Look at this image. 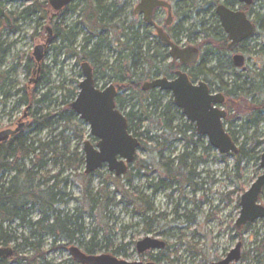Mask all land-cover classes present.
<instances>
[{"label":"trees","instance_id":"trees-1","mask_svg":"<svg viewBox=\"0 0 264 264\" xmlns=\"http://www.w3.org/2000/svg\"><path fill=\"white\" fill-rule=\"evenodd\" d=\"M76 1L74 0V5L70 9L75 14L78 12L81 24H85L91 33L84 39L79 52L74 51L73 57L81 63H90L97 72L102 71L100 80L107 78L106 87L109 84L115 85L121 93H127L131 101H137V104H133L124 116L128 121L129 133L139 140L141 149L156 154V160L165 173L156 190L170 188L175 183L180 185L189 183L192 172H186L187 163L190 159L195 163L198 160L186 151L178 155L175 160L164 158V154L172 137L186 138L188 144L186 148H188L192 144V139L187 137V133L195 129L190 125H183L184 117L181 111L177 110L172 99L163 104L168 93L155 90L146 92L142 89L144 83L154 79L174 78L177 71L182 69L181 65L177 62L167 64L170 61L168 49L156 37L154 40L150 39L153 30L142 20L132 17L131 13L130 18L126 15L128 0H80L79 4H75ZM167 1L176 3V6L192 2L190 14L193 13L192 10L198 8L200 2L199 0ZM30 2L31 6L16 21L18 22L20 17L23 20H30L37 16L40 20L49 22L48 3L40 0H30ZM179 17H187V15L184 13ZM205 28L206 25L200 23L196 25V30L203 34L199 44L195 33L181 26L171 30L172 40L178 41L182 33H187L189 45H197L204 52H212L218 56L217 65L211 71L205 69L203 63L205 57L199 65L188 68L189 79L196 83L202 78L210 90L225 96L224 109L229 114L226 120L227 131L239 147V152L233 155L236 166L252 163L259 165L264 145V140L258 138L259 126L264 123V102L260 101V96L264 93V68L256 73L254 84L241 82L240 74L236 71L233 82L230 85L225 84L223 78L227 73L223 69L224 63L221 59L228 55V38L219 30L220 27L216 31ZM18 30L16 25L13 31ZM77 36L76 34L74 41H71L74 45ZM109 49L116 50L118 57L105 69L102 51ZM17 66L7 72H0V94L4 98L2 104L13 96L18 97V105L25 108L22 117L28 121V128L0 145V248H9L13 242H16L18 238L12 236V233L9 234L7 228L18 221L20 224H25L30 233L22 239L21 245L12 248L17 254L18 248L24 246L34 251L37 259L44 257L41 249L45 238L51 239L52 245H55L57 240L80 243L77 239L82 235L79 226L82 218L78 214L79 210L75 211L77 215L70 216L58 209L59 206L66 204L64 200L67 195L64 190L69 186V178H62L65 173H69V177H82L85 180L83 196L91 216L108 208V205L105 206L109 201L105 187L109 183L119 186L121 179L109 175L96 192L91 190V179L99 172L94 175L80 174L85 166L84 155L78 147L74 150L70 149L71 143L66 136L67 133H80L79 126L74 123L78 117L68 107L71 96H65L62 108L54 98L55 88L51 87L49 78L43 80L41 87H35L32 91L26 88L17 90L15 95H12L11 90L7 91V88L15 87L10 74L17 71ZM32 66L31 60L28 59L24 66L28 67L25 69L28 76L31 75ZM40 88L42 91L39 90ZM77 95L78 91H74L73 98L75 99ZM126 103L127 98L120 97L116 101L117 108L122 113ZM234 110L244 113L246 118L241 128L245 131L242 141L232 129L236 116L230 114ZM179 122L182 124L175 126ZM249 125L255 128L251 135L247 133ZM44 132L49 133L46 139L42 138ZM148 143L153 144L154 147L148 148ZM149 167L148 162L137 159L134 169L137 172H148ZM131 169L127 173L129 184L134 178L131 172L134 169ZM49 170L57 173L50 176ZM167 182L169 184H166ZM33 207L40 209L41 217L37 221L30 219ZM251 228L252 224H248L239 231L243 234L249 232ZM82 249L88 255H96L97 245L93 240ZM117 252L119 253V248L113 254L117 255ZM252 252L256 254L255 264H264V236L255 234ZM243 258H248V254L243 255Z\"/></svg>","mask_w":264,"mask_h":264},{"label":"rangeland","instance_id":"rangeland-1","mask_svg":"<svg viewBox=\"0 0 264 264\" xmlns=\"http://www.w3.org/2000/svg\"><path fill=\"white\" fill-rule=\"evenodd\" d=\"M45 1L48 2V0H40V2ZM79 3L80 0L75 2V4ZM173 5L175 10L171 28L175 29L181 26L185 30H190V32L195 33L197 44H199L203 39V34L196 30V25L203 19L201 15H198L200 10L194 9L192 10L193 13L190 14L189 9L192 8V2L181 6H176V3ZM30 6L31 2L28 1L7 3L4 8L17 19ZM132 11L133 9L128 7L126 15L129 17ZM184 13L187 17H179ZM78 15L77 12V14H70L66 18L69 27L79 25L80 34L75 40L74 47L77 52H79L84 39L91 33L86 25L81 24V18L79 19ZM157 15L162 23L167 19V14L160 12ZM258 15L264 17V7L258 6L256 8L255 17L258 18ZM38 21L37 16L32 17L30 20L19 18L15 25L20 30L15 33L9 32L8 28L4 27L2 41L5 45V53L3 62L0 64V72H7L18 65L17 71L10 74L15 87L13 89L7 88V91L11 90L12 95H15L14 93L17 90L27 89L32 78L27 76L24 69L25 62L31 59L35 63L33 59L34 50L39 44L43 43L41 40L47 38L48 33L45 31L47 21H40L41 28H37ZM209 26L206 25L205 29ZM36 30L39 31L41 37L35 36ZM181 35L178 39V45L181 47L196 46L189 45L187 33ZM109 39H111V36ZM150 39L154 40L153 37H150ZM239 53L244 55L246 59V64L242 69L233 67L234 53L231 52L222 57L223 69L227 73L224 75L223 81L225 84L230 85L233 79L236 78V71L240 74L241 82L247 81L254 84L256 73L259 69L264 68V28H258L255 36L247 41L245 46L239 50ZM55 54V51H50L46 61L49 68L51 87L53 88L59 87L61 83V69H59L61 65L54 64ZM102 55V62L106 65L105 69H107L117 59L118 52L109 49L102 51ZM202 55L205 57L203 59L205 69L211 71L217 65L218 56H215L212 52L206 53L204 51ZM59 61L66 62L67 59L65 60L61 56ZM170 62L171 60L167 64ZM66 65L68 69H63L64 77H68L70 86L72 85L74 91L79 92V85L84 79L81 69L82 63L73 58L68 61V64L66 62ZM199 81H204V79L201 78ZM106 82L107 78L97 81V87L99 89L105 88ZM39 90L42 91L41 88ZM252 90L254 92L253 88ZM43 91L46 92L47 90ZM122 98H127V103L122 109L123 114L128 113L132 105L137 104V101H131L129 95L124 92ZM171 99V95H166L163 104L168 103ZM3 100L4 98L0 94V132L14 131L20 124L27 125L28 121L22 117L25 108L18 105V97L13 96V98L2 104ZM260 101L264 102V93L260 96ZM230 115L236 116L232 129L238 134V139L242 141L245 131L241 128L246 121L245 115L235 110ZM21 118V122H18ZM18 123L20 124L17 125ZM74 123L79 126L80 133L66 134L71 143L70 149L74 150L78 147L80 152L83 153L84 143L87 141L96 146L97 141L91 137L89 125L80 118H77ZM180 124L182 123H176L175 126ZM183 125H191L185 117ZM254 130V126L249 125L248 135H251ZM48 135V132H44L42 138L46 139ZM187 137L192 139V144L188 148H186L188 145L186 138L172 137L164 158L175 160L184 151L192 154L198 161L195 163L190 159L187 163L186 172H193L189 177V183L184 185L175 183L170 188L157 191L156 186L164 179L165 173L156 160V154L140 148L137 159L148 162L150 171L137 172L134 169L136 164H134L131 167L134 169L131 171L134 176L131 184L128 183L127 177L129 174L120 178L119 186L109 183L105 187L109 198L108 204H105V206L108 205V208L91 216L89 206L83 196L85 180L82 177H69V173H65L62 178H69V186L64 190L67 195L64 200L66 204L59 206L58 209L70 216L77 215L75 211L76 209L79 210L78 214L82 218L79 222L82 235L78 236L77 239L80 243L57 240V243L52 245V240L45 238L41 249V253L44 255L43 258L35 259L34 251L21 246L18 248L16 256L1 261L0 264H76L69 253L70 246L79 247L84 251L82 248L94 240L97 245L96 255H111L121 245L130 246L129 251L132 253L135 245L147 237L165 241L170 246V251L167 253L169 260L167 258L159 264H212L218 259H223L239 243L242 244V255L247 253L248 258H243L238 264H255L256 254L252 252L254 237L255 234L264 236V221L252 223L250 231L243 234L236 229L235 224L240 216L241 197L262 173L259 170V165L252 163L250 165L241 164L237 167L233 156L220 155L218 151L210 146L206 137L198 136L196 131H189ZM258 138L264 140V123L259 126ZM147 147L153 148L154 145L148 143ZM49 171L50 176L57 173V171ZM84 172L85 166L80 174L83 175ZM98 172L99 174H95L91 179L90 188L94 192L98 190L102 183L106 182L109 175H113L109 172L107 166ZM166 184H169V182ZM143 200L145 202H142ZM260 203L264 206V191ZM40 217L39 207H33L30 219L37 221ZM7 229L9 234L12 233V236L18 238L16 242L12 243L11 247L21 245L22 239L30 233L26 225L20 224L18 221L8 226ZM132 261L148 263L151 260L149 257H144V255L135 254ZM171 261H174V263Z\"/></svg>","mask_w":264,"mask_h":264},{"label":"water","instance_id":"water-1","mask_svg":"<svg viewBox=\"0 0 264 264\" xmlns=\"http://www.w3.org/2000/svg\"><path fill=\"white\" fill-rule=\"evenodd\" d=\"M26 2L27 0H0ZM241 4L251 5L253 0H235ZM72 0H49V5L54 12H61L70 5ZM158 8L169 11L167 25L172 22L171 5L160 0H140L134 11L137 16H142L143 21L155 26L152 21L153 13ZM221 26L230 37V51L236 50L240 44L255 34V27L242 12H231L224 6L218 7ZM0 20H5L10 27V19L6 12L0 9ZM158 39L170 48L169 57L172 61L183 66H192L197 63L199 50L195 47L180 49L173 44L163 31L158 30ZM48 40L45 45L37 46L33 53L36 64L44 59ZM1 48V33H0ZM234 66L242 69L245 58L237 55L233 58ZM83 81L79 85V94L70 106L76 116L90 127L91 137L97 140L96 146L90 141L84 143L83 154L85 159V175H94L107 166L110 173L116 178H123L129 171V167L136 160L140 142L129 133L126 117L116 109L117 91L114 85L104 90L96 88L94 72L88 62L81 65ZM143 91L159 90L170 92L175 106L182 112L186 120L195 126L197 135L206 137L210 146L220 155L230 156L239 152V147L225 128V121L229 117L227 111L221 107L226 103L223 94L213 95L207 83L200 81L194 84L190 81L187 73L178 71L173 80L158 78L144 83ZM26 124H20L14 131L0 132V145L26 129ZM261 175L252 184L251 188L244 193L240 200V216L235 224L237 230L257 221H264V206L260 203V197L264 191V147L260 159ZM165 243L150 237L139 241L136 245L139 255L149 251L162 250ZM242 244L239 243L228 254L226 259L214 264H232L240 262L242 258ZM69 253L76 264H154L134 262L128 263L119 260L110 254L88 255L79 247L71 246ZM14 254L12 248H0V260H7Z\"/></svg>","mask_w":264,"mask_h":264},{"label":"flooded vegetation","instance_id":"flooded-vegetation-1","mask_svg":"<svg viewBox=\"0 0 264 264\" xmlns=\"http://www.w3.org/2000/svg\"><path fill=\"white\" fill-rule=\"evenodd\" d=\"M28 1H30V0H27L26 2H28ZM160 1L167 2L168 4L171 5V7H172V9H171L172 22H171L170 25H167L168 15H169V11L167 9H164V8H158V9H156L154 11L153 17H152V21L154 22L155 26H150V25L147 24L153 30V34H152L151 37H153V38L156 37L157 40L164 47H166L168 49V55H169V52H170V48L168 46L164 45L158 39V30L163 31L164 34H166L168 36L169 40L173 44H175L176 46H178L180 49H185V48H189V47H195V48H197L199 50L200 54H199V58H198V61H197L196 64H194L192 66H183V65H181L179 63L181 65V67H182V69L179 70V71H183V72L187 73V75H188V68L193 67V66H197V65H199L201 63V61L203 59V55H202L203 50L199 46H197V45L196 46L181 47L180 45H178L179 42L177 40H172L171 30H173V29L171 28V26L173 25V14H174V10H175V6L173 5L174 2H170V1H167V0L166 1L165 0H160ZM199 1L200 2H199V6H197L198 7L197 10H200V12L198 13V15H201V17H203V19H201V21H200V24H202V25H208V26L210 25L209 28L210 29L212 28V30H214V31H216L217 28L220 27L219 30H221L222 33H223V35L228 38L227 50H228V53H231V52L234 53L233 58L235 56H237V55H241L239 53V50L241 48H243V46H245V44L247 43V41L251 40L255 36L258 28H260V29H263L264 28V25H263L264 17H261L260 15H258V18L255 17V10H256V8L258 6L264 7V0H253L252 4L249 5V6L248 5H245V4H241V3H239V2H237L235 0H199ZM73 2H74V0H72V2L70 3V5L67 6L66 8H64L61 12H54V11H52V9H51V7L49 5V0H48L47 3H48V6L50 8L49 9V16H48L49 22H47L46 27H45V31L48 33V35H47V38L46 39L41 40L43 43L39 44L38 46L45 45L48 40L50 41V43H49V45L45 49L44 59H43V61L40 64H36V61L35 60H34L35 63H33V61H31V63L33 64V66H32L31 69H33V70L31 72L30 78H32V79L30 80L29 85L27 87L28 91H32V89L35 88V87H41L43 80H45L46 78H49V71H48L49 68L46 65V61L48 59L49 52L52 51V50L55 51L56 54H55L54 64L55 65H58V64L61 65V66H59V69H61L60 70L61 83H60L59 87H56L55 88L54 98H56V100L58 101V103H60L61 107H64V105L62 104V102L64 101L65 96L70 95L71 98L69 99L68 107H69V109L72 112H73V110L71 109L70 106L76 100L77 97L75 99L73 98L74 89H73L72 85L70 86V80L68 79V77H64V70L63 69H68V66L67 65L65 66L66 62L68 64V61L74 58L73 57V53L75 51L74 50L75 45L71 41H74V38H75L74 36L76 34L77 35L80 34V31L78 30L79 26H77V27L76 26L69 27V25L66 23L67 16L70 15V14H73V11H71V9H70V7L72 5H74ZM7 3H11V2H8V1H0V9H3L6 12L8 18L10 19V27H8L6 25L5 20H0V33H1L0 64L3 62L4 53H5V45H4V42L2 41L4 27L6 26L8 28V31L9 32L11 31L12 33L18 32L20 30L19 29L18 31H15V32L13 31V29H15V26H16L15 23L17 21L14 18V15L12 13H9L4 8L5 7V4H7ZM15 3H21V2H15ZM128 3H129V6L128 7H131L133 9V11L131 12L132 17H134L136 19H140V20L143 21V17L142 16H137V15L134 14L135 9L137 8V6L140 3V0H128ZM220 6H224L225 8H227L228 10H230L231 12H242V13H244L247 16L248 20L255 27V34L253 36H251L248 40H246L245 42H243L242 44H240L238 46V48L236 50H233V51H230L228 49V46L231 43L230 42L229 35L226 34L225 31H224V29L222 28V26H220L221 25V21H220L219 15H218V8H216V7H220ZM160 12L163 13V14H167V19L165 20L164 23H162L158 19V15L157 14H159ZM40 21H42V19L41 20L39 19V21L37 22V28H41L40 27ZM74 27H76V28L73 31V28ZM35 36L38 37V38L41 37V34L39 33V31L38 32H37V30L35 31ZM64 36H66V37H64ZM61 56L64 57L65 60L67 59V61L66 62H64V61H61L60 62L59 61V58ZM241 56H243L245 58L244 55H241ZM171 62H175V61H172L171 60ZM232 62H233V59H232ZM245 64H246V59H245ZM233 66H234V63H233ZM91 67H92L93 72H94V79H95L96 88L99 89L97 87V84H98L97 81L100 80V77L102 76V72L101 71L100 72L99 71L97 72L96 69L92 65H91ZM234 68H236V67L234 66ZM24 69H28V67H24ZM175 77H176V75L174 76V78L169 79V80H173V79H175ZM188 77H189V75H188ZM160 78H165V77H160ZM96 79H98V80H96ZM198 82H196L194 84H197ZM109 85H111V84H109ZM106 88L107 87H105L103 89H100V90H104ZM116 90H117V97H116L115 102L117 101L118 98L122 97V93L120 92V90H119L118 87H116ZM155 91H159V90H155ZM160 92H162V91H160ZM164 93H168L172 97V94L170 92H164ZM78 94H79V92H78ZM57 96H60V97H57ZM172 100H173V97H172ZM173 103H174V101H173ZM116 109L118 111H120L117 108V105H116ZM177 110H179V109L177 108ZM181 114H182V112H181ZM182 116H183V114H182ZM19 120L20 121H18V122H21L22 118L19 119ZM19 124L20 123H18L17 125H19ZM190 126L194 127V129L196 131V128H195L194 125L191 124ZM190 131H193V130H190ZM195 145H197V144L195 143ZM190 155H192V154H190ZM136 160H137V155H136ZM136 160H135L134 164L137 163ZM133 165L130 166L129 169L131 167H133ZM192 174H193V172H192ZM154 240H157V239L155 238ZM157 241H159V240H157ZM160 242L165 243L164 249H162V250H155V251H149V252H146L145 254H143L144 257H149L150 258L151 261H149L148 263L159 264V262L164 261L165 259L168 258L167 257V253L170 251V246L165 241H160ZM136 245H135V248L132 251L133 254L130 253V251H129V247L130 246H128V245H125V246L121 245L120 247H118L119 248V253L117 252L118 253L117 255H114V254H111V255L117 257L119 260L126 261L128 263H134V261H132V258L134 257L135 254H138ZM9 248H12V247H9ZM155 252H158V253L155 254ZM230 252L231 251H229V253ZM229 253H227L226 256L223 257V259H220V260L218 259L214 263H219V262L223 261L224 259H226V257L228 256ZM15 255H16V252L14 251V254H13L12 257H14ZM143 255H141V256H143ZM168 260H169V258H168ZM241 260H242V258H241ZM1 261H6V260H0V262ZM171 262L174 263V261H171ZM214 263H212V264H214ZM238 263H232V264H238Z\"/></svg>","mask_w":264,"mask_h":264},{"label":"bare ground","instance_id":"bare-ground-1","mask_svg":"<svg viewBox=\"0 0 264 264\" xmlns=\"http://www.w3.org/2000/svg\"><path fill=\"white\" fill-rule=\"evenodd\" d=\"M216 8H218V7H216ZM218 17V16H217ZM221 26V25H220ZM117 91V90H116ZM85 164V163H84ZM134 164V163H133ZM241 210V209H240Z\"/></svg>","mask_w":264,"mask_h":264}]
</instances>
